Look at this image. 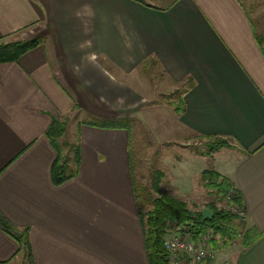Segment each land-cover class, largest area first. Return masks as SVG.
Here are the masks:
<instances>
[{
  "label": "crops",
  "instance_id": "0c3cea01",
  "mask_svg": "<svg viewBox=\"0 0 264 264\" xmlns=\"http://www.w3.org/2000/svg\"><path fill=\"white\" fill-rule=\"evenodd\" d=\"M252 13L249 0H0V41L40 40L0 62V213L29 227L35 264H148L131 135L82 123L121 115L155 144L193 135L228 142L212 157L186 148L185 185L170 172L171 188L195 193L206 168L228 178L245 215L240 241L215 262L228 253L231 264H264V45ZM24 31L36 34L17 36ZM148 60L179 90L177 107L152 104L163 84L149 92ZM68 114L81 161L75 178L54 185L45 131L51 115ZM17 250L0 229V262L21 264Z\"/></svg>",
  "mask_w": 264,
  "mask_h": 264
},
{
  "label": "trees",
  "instance_id": "16d2710c",
  "mask_svg": "<svg viewBox=\"0 0 264 264\" xmlns=\"http://www.w3.org/2000/svg\"><path fill=\"white\" fill-rule=\"evenodd\" d=\"M173 1L171 0L170 3ZM258 42L264 45V38L261 39L259 37ZM39 43L40 40L38 38L30 40H20L17 38L8 42H2L0 43V62L17 61L23 54L36 47ZM262 51L264 54V46L262 47ZM147 62L143 63V67L149 70V67L146 66ZM135 121L136 119L130 115H121L111 119L92 117L90 120H85L82 123L102 128H125L132 137ZM68 123L69 117L67 115H51V122L45 131V136L56 152V158L51 167V179L54 185H60L75 178L80 166L79 131H77V138L74 141L67 129ZM207 139H212L213 141L211 143L209 142L208 146H206V152L201 153L202 155L211 154L221 147L229 146L228 142L223 138L216 137ZM129 162L132 171L133 160L130 153ZM156 174L157 176L153 183L154 193L147 189L144 195L142 193L144 189L141 191L140 186L136 182L133 185L138 206L141 199L151 204V207L145 212L141 210L140 206L138 208L148 264H169L164 245L165 228L168 222H177L183 226H187L193 234L204 232L208 229L213 230L219 237L212 242L213 246L220 245L221 247H225L237 238V216L232 214L230 210L227 208H218L214 203H209L206 209L212 212L211 218L204 217L202 210L191 211L184 201L169 193L161 192L158 186L161 172L160 174L158 172ZM200 177L204 181L205 187L216 192L218 199L225 197L232 188V183L229 179L213 169H204L200 173ZM232 203L242 206L241 197L238 192L233 198ZM0 229L17 242V254L20 257V263L35 264L29 242V227L18 228L0 213ZM250 234L251 231H245L244 240ZM0 264L9 263L0 262Z\"/></svg>",
  "mask_w": 264,
  "mask_h": 264
},
{
  "label": "rangeland",
  "instance_id": "374dc122",
  "mask_svg": "<svg viewBox=\"0 0 264 264\" xmlns=\"http://www.w3.org/2000/svg\"><path fill=\"white\" fill-rule=\"evenodd\" d=\"M171 0H159L154 1L151 0L152 3L157 4H166L170 2ZM251 4L253 5L255 9V13L253 14V20L257 22L258 29H256L257 33H259V37L262 39L264 38V0H249ZM25 36H23V35ZM36 34V33H35ZM33 32L24 31L18 33V37H27L28 35H35ZM17 39V38H16ZM14 40V39H13ZM21 40V39H20ZM3 41H0L2 43ZM149 67V70L145 69V67L142 68L141 77L145 78L147 82L149 81L150 85L152 87L149 88V92H153L156 90V87L159 84H163V88L158 89L161 90L163 93H159L160 95L157 96L159 98L154 97L152 104H173L174 106H178L177 100L179 99L180 92L177 91H171L173 87L167 82L163 80V77H161L160 72L157 67H155L154 64L150 60H148L147 65ZM145 69V70H144ZM164 83H163V82ZM143 84V81L141 82ZM149 85V84H148ZM72 114H68L69 117V123H70V117ZM73 118V116L71 117ZM79 116L75 115L76 120H78ZM73 119V120H74ZM71 120V124L74 122ZM68 123V124H69ZM139 124H135V129L132 133L131 137V146H130V154L133 160V170L135 172V182L140 186V190L144 189L142 193L145 195L144 192L148 189L149 191H152L154 193L153 183L154 179L158 174H160V179L158 180V186L161 190V192L169 193L178 199L184 201L188 208L191 209V211H198L203 208H206L209 203H214L218 208H227L229 210L228 204L226 203L225 197L222 199H218V196L216 195V192L212 189H209L204 186V181H202L200 175L199 178H196L197 181V187L196 192L192 193L191 195H177L175 192L172 191V186L170 184V172L172 173L175 182H183L184 176H183V165L188 166L187 158L185 152V149L188 148L189 151H193V153H197L199 155H202L201 153L206 152L209 142L211 143L213 140L206 139L204 137H199L196 135H193L190 139H184L183 142H177L176 144L173 143H157L155 144V141L152 139V136L150 132L142 128L144 127L141 122H138ZM75 125V124H74ZM73 124L70 125V131L74 130ZM138 128V131H136V128ZM74 141L76 140L74 134L71 135ZM223 148V149H222ZM230 149V147H221L211 154H205L203 156L206 157H212L217 154V152L222 149L223 153L225 152V149ZM219 153V152H218ZM180 161V163H179ZM174 164V166H173ZM182 165V166H181ZM211 169V168H206ZM176 176V177H175ZM150 188V189H149ZM154 197V195H152ZM139 206L143 212L147 211L151 204L149 202H145L142 199L139 201ZM174 222H168L167 226L165 228V235H164V245L166 249V241L168 239V236L170 234V225ZM185 228L186 226H182ZM244 237V234H243ZM241 235H238L237 238L232 240L228 246H230L235 240L240 241ZM244 238L242 240V243H244ZM237 243V242H236ZM245 244V243H244ZM228 246H225V249H228ZM215 249L222 248L220 245L214 246Z\"/></svg>",
  "mask_w": 264,
  "mask_h": 264
},
{
  "label": "built area",
  "instance_id": "2783aa9c",
  "mask_svg": "<svg viewBox=\"0 0 264 264\" xmlns=\"http://www.w3.org/2000/svg\"><path fill=\"white\" fill-rule=\"evenodd\" d=\"M237 192L231 188L225 195L226 203L237 219H243L244 207L232 203ZM174 222L170 225V234L166 241V252L169 264H231L228 253H222V258L215 262L220 249L212 245L219 237L213 230L193 234L186 226Z\"/></svg>",
  "mask_w": 264,
  "mask_h": 264
},
{
  "label": "water",
  "instance_id": "95a60500",
  "mask_svg": "<svg viewBox=\"0 0 264 264\" xmlns=\"http://www.w3.org/2000/svg\"><path fill=\"white\" fill-rule=\"evenodd\" d=\"M202 213H203L204 217H209V218L212 217V212L206 208L202 209Z\"/></svg>",
  "mask_w": 264,
  "mask_h": 264
}]
</instances>
